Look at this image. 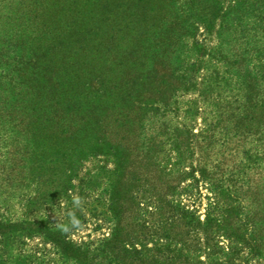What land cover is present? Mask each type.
<instances>
[{
    "label": "rangeland",
    "instance_id": "1",
    "mask_svg": "<svg viewBox=\"0 0 264 264\" xmlns=\"http://www.w3.org/2000/svg\"><path fill=\"white\" fill-rule=\"evenodd\" d=\"M248 8L0 0V264H264V156L221 144L213 80Z\"/></svg>",
    "mask_w": 264,
    "mask_h": 264
},
{
    "label": "trees",
    "instance_id": "2",
    "mask_svg": "<svg viewBox=\"0 0 264 264\" xmlns=\"http://www.w3.org/2000/svg\"><path fill=\"white\" fill-rule=\"evenodd\" d=\"M256 9L248 8L237 12L248 19L240 22L237 25L239 27L234 29L235 45L228 51L218 52L216 60L227 64V72L223 74L216 70L213 72V80H226V84L235 86L237 90L236 94L228 96L225 117L223 115L218 120L220 130L224 128L223 132L230 135L221 144L230 142L229 144L239 148L243 143L253 142L262 149L258 155L264 156V12ZM221 99L219 96L216 101ZM262 160L264 161V157H261ZM256 165L258 169L262 166L261 162ZM80 255L79 264H103L102 259L92 261L83 249ZM105 256L109 255L106 253ZM108 264H116V260L111 259Z\"/></svg>",
    "mask_w": 264,
    "mask_h": 264
}]
</instances>
